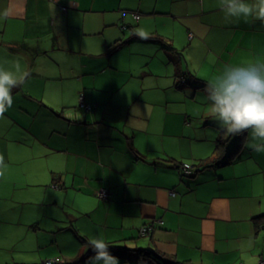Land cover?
I'll use <instances>...</instances> for the list:
<instances>
[{
	"label": "crops",
	"instance_id": "crops-1",
	"mask_svg": "<svg viewBox=\"0 0 264 264\" xmlns=\"http://www.w3.org/2000/svg\"><path fill=\"white\" fill-rule=\"evenodd\" d=\"M132 54L154 65L129 93L115 67L121 58L129 67ZM256 60H264V24L226 21L218 0H0V67L27 74L0 118V264H72L100 234L189 264H264V229L253 219L264 214V154L247 148L187 178L175 163L204 157L176 158L164 145L188 137L182 102L226 64ZM80 93L93 110L80 106ZM158 101L173 120L164 118L163 132H172L144 148L135 135L150 142ZM105 185L109 199L97 194Z\"/></svg>",
	"mask_w": 264,
	"mask_h": 264
},
{
	"label": "clouds",
	"instance_id": "clouds-1",
	"mask_svg": "<svg viewBox=\"0 0 264 264\" xmlns=\"http://www.w3.org/2000/svg\"><path fill=\"white\" fill-rule=\"evenodd\" d=\"M224 19L259 21L264 24V0H218ZM140 39L149 37L137 30ZM27 74L16 76L0 67V118L12 107L13 89L24 83ZM210 108V119L219 122L223 138H235L247 133L244 147L264 154V60L233 65L226 64L214 80L208 81L202 90ZM7 168L0 156V177ZM87 249L94 255L85 264H120L110 251L112 245L100 234L87 240Z\"/></svg>",
	"mask_w": 264,
	"mask_h": 264
},
{
	"label": "rangeland",
	"instance_id": "rangeland-1",
	"mask_svg": "<svg viewBox=\"0 0 264 264\" xmlns=\"http://www.w3.org/2000/svg\"><path fill=\"white\" fill-rule=\"evenodd\" d=\"M125 36V34L123 35ZM129 36L125 37V38H129ZM125 40V39H124ZM131 60L129 62V67H128V63L126 61L125 58H121L118 59V64L116 65L115 69H120V77L122 76L121 80L119 81V83H124L123 85L124 89L127 90L129 93L131 91V89L135 86V85H140L141 83H144V81H142V79L140 80L139 77L142 73V69H146L149 66H153L154 62L150 61V58L144 55H131ZM139 57H141V61H139ZM158 61V60H156ZM131 68L133 70H131ZM112 69V67H109L107 69L108 72H110ZM131 71L134 72V77L131 75ZM130 74V75H129ZM95 79L97 81V86L102 87L104 86L103 82L100 81V76L99 74H95L94 76H92V79ZM103 78V77H102ZM150 79V78H149ZM107 82H109L107 80ZM82 93L79 94V101H80V95ZM204 95H206L205 93H203L202 91L198 92V94L193 98L191 97L189 99V102H182V108H188L190 110L189 115H184L183 114V120H187V122H189L191 124V126L188 124L186 125L185 121H183V123L186 125L185 128V133L188 137L185 138V140L182 141V147H181V141L177 138V137H171L169 139V143L164 144L167 146V149L170 150V154L176 156V158H178V155H182V153H186L187 155H190L189 157H191L192 152L197 154L199 157H207L208 155H210L213 151V149L215 148V144L218 140V138L222 135V128L219 127V122L217 121H212L210 119V108L208 106L207 101L204 99ZM87 100V99H86ZM118 100L122 101V99L118 98ZM93 103V102H92ZM93 110V109H92ZM153 113L152 114V118L149 119L148 122V129H149V139L150 142L147 141V143L145 144V139H142L140 136H136L135 135V140L140 142V145L143 146L144 148H147V144L149 145L150 149L153 148H158L159 145V140H161V136L162 134H165L166 138L168 134H171V131L167 130L166 133H164L163 131L165 130V117H169V122L173 121L171 120V116L170 114L167 115L165 112L169 111L166 109L165 104L164 103H160V101H158L153 109H152ZM197 127V130H196ZM195 133L198 135L197 137H199L200 140L199 142H196V136ZM167 134V135H166ZM193 137L194 139L192 141H190L189 137ZM241 136V135H240ZM240 136H237L235 138H229L227 141V148L228 150H232L234 149L235 145L239 142L240 140ZM209 138L212 137L213 142L209 143ZM165 138V139H166ZM152 139V140H151ZM216 140V141H215ZM139 145V146H140ZM222 146V145H221ZM247 147H241L239 152H238V157H241L245 154H247ZM198 157V158H199ZM193 159V157H191V160ZM197 161H199V159H197ZM263 165H264V156H263ZM264 174L260 175V178L263 176ZM257 177V176H256ZM263 207H264V201H263ZM264 210V209H263ZM264 212V211H263Z\"/></svg>",
	"mask_w": 264,
	"mask_h": 264
},
{
	"label": "trees",
	"instance_id": "trees-1",
	"mask_svg": "<svg viewBox=\"0 0 264 264\" xmlns=\"http://www.w3.org/2000/svg\"><path fill=\"white\" fill-rule=\"evenodd\" d=\"M182 80L184 81L185 79H182ZM221 130H222V135L218 138L212 155H208L207 157L202 158L201 160L197 161V163H194V164H191L189 162H183V163L176 162L175 163L177 167L181 169V175L183 177L191 178V177L196 176L198 172L203 171L205 169L221 167L224 165H228L234 162L235 160H239L240 157H238V152L240 148L243 147L247 133L241 134L239 142L235 145L234 149L229 151L227 148L228 139L226 140L223 138L224 130L223 129ZM169 160L174 161L171 158ZM55 186L59 187L57 183H55ZM102 189H105L107 196H101L100 192ZM97 194L102 199H109L111 197V191L109 187L106 185L100 187V189L97 191ZM253 219H254L257 231L263 230L264 229V214L255 216ZM159 220H162V219H158V223L163 224L164 221L161 222ZM144 227H146L145 231L143 230ZM153 229H154L153 223L151 222L144 223L139 227V234L141 236L148 235V233L153 231ZM83 240L85 241L86 239H83ZM110 244L112 245V247L110 248L111 253L113 255H118L121 258H127V257H131L132 255H134L138 259H141L143 262L150 263V264H189L185 261L172 259L153 248L129 247L122 243H110ZM92 255H94L93 251L91 250V248H88L79 257V259L73 262L72 264H85V262L88 260V257ZM50 258H59V257H49V258H46V260ZM58 263H54V264H58ZM41 264H45V261H43Z\"/></svg>",
	"mask_w": 264,
	"mask_h": 264
},
{
	"label": "built area",
	"instance_id": "built-area-1",
	"mask_svg": "<svg viewBox=\"0 0 264 264\" xmlns=\"http://www.w3.org/2000/svg\"><path fill=\"white\" fill-rule=\"evenodd\" d=\"M63 8L67 9L66 6H63ZM135 16L139 17L140 15L138 13H135ZM125 27H126V25H125ZM80 106L85 108V109H87V110H92L93 109V104L91 102H88V101L85 100L83 93L80 95ZM100 194H101V196H107V193H106L105 189H102ZM159 221L162 222L163 220H159ZM143 230L145 231L146 227H144ZM60 261H61V259H59V258H50V259H47L45 261V264H54V263H58Z\"/></svg>",
	"mask_w": 264,
	"mask_h": 264
}]
</instances>
